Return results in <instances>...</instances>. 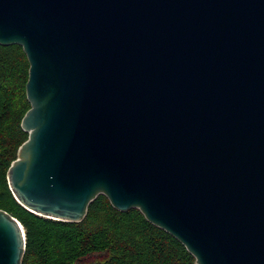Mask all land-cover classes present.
Segmentation results:
<instances>
[{
	"label": "water",
	"instance_id": "water-1",
	"mask_svg": "<svg viewBox=\"0 0 264 264\" xmlns=\"http://www.w3.org/2000/svg\"><path fill=\"white\" fill-rule=\"evenodd\" d=\"M28 64L7 171L29 212L80 223L104 196L195 264H264V0H0ZM22 225L0 210V264Z\"/></svg>",
	"mask_w": 264,
	"mask_h": 264
},
{
	"label": "trees",
	"instance_id": "trees-1",
	"mask_svg": "<svg viewBox=\"0 0 264 264\" xmlns=\"http://www.w3.org/2000/svg\"><path fill=\"white\" fill-rule=\"evenodd\" d=\"M29 64L18 45L0 46V210L22 225L25 252L21 264H195L186 248L150 224L136 209L119 212L100 195L80 223L39 217L12 195L7 171L28 135L21 121Z\"/></svg>",
	"mask_w": 264,
	"mask_h": 264
}]
</instances>
